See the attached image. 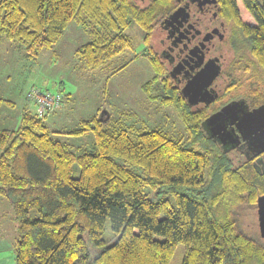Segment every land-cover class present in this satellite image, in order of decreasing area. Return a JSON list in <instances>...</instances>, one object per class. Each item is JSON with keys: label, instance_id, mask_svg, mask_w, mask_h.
<instances>
[{"label": "trees", "instance_id": "trees-1", "mask_svg": "<svg viewBox=\"0 0 264 264\" xmlns=\"http://www.w3.org/2000/svg\"><path fill=\"white\" fill-rule=\"evenodd\" d=\"M160 5L0 0V39L20 43L31 60L75 22L90 40L74 54L86 68L102 67L132 48L125 30L136 24L152 70L142 91L173 108L184 125V135L105 129L96 114L73 129L53 131L46 117L25 111L18 128L0 129V196L11 205L18 234L15 264H169L179 243L181 264H264L263 240L244 234L236 220L264 193V173L239 164L202 126L238 92L254 91L256 83L264 92V0H222L232 56L227 75H220L223 95L200 110L187 103L152 47V17ZM3 104L12 102L0 97ZM53 133H92L94 148L75 153Z\"/></svg>", "mask_w": 264, "mask_h": 264}, {"label": "rangeland", "instance_id": "rangeland-1", "mask_svg": "<svg viewBox=\"0 0 264 264\" xmlns=\"http://www.w3.org/2000/svg\"><path fill=\"white\" fill-rule=\"evenodd\" d=\"M155 32L152 36L153 46H156ZM125 33L132 40V48L95 69L83 66L74 54L78 47L90 40L89 35L75 22L69 23L52 49L41 51L33 60L26 57L20 43L1 41L0 96L11 101L12 105H1L0 129L19 127L20 116L27 109V104H30L26 98L27 92L31 88H39L69 95L67 101L64 98L62 107L46 117V122L53 131L73 129L81 119H88L96 114L99 116L102 110H106L108 119L103 122L105 129L144 131L160 128L173 135H184V125L177 112L171 107L150 101L142 91L141 84L150 78L152 70L146 55L142 54L141 29L132 23ZM135 55L138 56L134 58ZM120 66L123 68L114 73ZM218 82L222 85L223 76L219 77ZM5 113L10 115V120L3 118ZM52 136L66 142L75 153L94 148L92 133L82 136L53 133ZM117 161L121 159L117 158ZM135 171L139 172L137 169ZM72 175H79L78 165L73 166ZM236 220L244 234L259 239L256 205L247 206L242 213H237ZM105 232H110L109 221L105 225ZM83 237L86 239V234ZM17 239L11 205L6 198L0 196V264H15ZM89 251L91 258L94 251L90 245ZM183 251L184 245L179 243L169 264H181Z\"/></svg>", "mask_w": 264, "mask_h": 264}, {"label": "flooded vegetation", "instance_id": "flooded-vegetation-1", "mask_svg": "<svg viewBox=\"0 0 264 264\" xmlns=\"http://www.w3.org/2000/svg\"><path fill=\"white\" fill-rule=\"evenodd\" d=\"M135 1L140 5L147 4L150 1L161 3L160 8L156 9L152 17L156 31L154 40L156 46L152 45V47L165 63L169 75L174 84L180 87V90L204 66L207 60L215 57L219 58L220 73L209 86L215 96L214 99L207 104L198 101L190 105L196 110L209 108L224 93L218 79L224 73L227 75L232 56V50L228 42V26L221 10L222 0ZM179 8H184L185 11L175 13ZM224 77L226 79V76ZM238 86L240 87V85ZM258 87L256 83L254 91L238 92V97L229 98L228 101L221 103L217 109L208 113L207 116L233 100H243L248 110L260 106L264 103V92L256 91ZM231 118H233L232 122ZM240 118L241 112L239 111L227 117V128L232 131V140L215 126L206 125L204 130L208 136L218 143L223 151L230 153L239 164L248 163L261 175L264 173V142L261 144L253 139L254 134L247 135L242 131L236 124ZM210 131H212L213 137Z\"/></svg>", "mask_w": 264, "mask_h": 264}, {"label": "water", "instance_id": "water-1", "mask_svg": "<svg viewBox=\"0 0 264 264\" xmlns=\"http://www.w3.org/2000/svg\"><path fill=\"white\" fill-rule=\"evenodd\" d=\"M184 11V8H179L175 13ZM220 69L221 65L219 63V58H211L183 85L181 93L183 97L186 98L189 105L195 104L198 101L207 104L214 99L215 96L212 94L209 86L219 75ZM236 111L241 112V118L239 122L236 123L237 126L247 135L254 134L253 139L262 144L264 142V103L252 110H248L243 100L230 101L219 110L207 116L203 120L202 126L203 128L206 125L215 126L220 129L226 137L232 140V131L227 128V117L232 116ZM104 114L105 117L103 118ZM98 117L104 122L108 119L107 111L102 110ZM230 120L232 122L233 118ZM210 132L213 137L212 131ZM256 213L259 235L264 242V193L258 195L256 198Z\"/></svg>", "mask_w": 264, "mask_h": 264}, {"label": "built area", "instance_id": "built-area-1", "mask_svg": "<svg viewBox=\"0 0 264 264\" xmlns=\"http://www.w3.org/2000/svg\"><path fill=\"white\" fill-rule=\"evenodd\" d=\"M26 98L34 104L35 114L40 118L47 117L61 107L64 101V96L60 91L50 92L39 88H31L27 92Z\"/></svg>", "mask_w": 264, "mask_h": 264}, {"label": "crops", "instance_id": "crops-1", "mask_svg": "<svg viewBox=\"0 0 264 264\" xmlns=\"http://www.w3.org/2000/svg\"><path fill=\"white\" fill-rule=\"evenodd\" d=\"M1 41H4V40H2V39H0V43H3V42H1ZM64 93V92H63ZM1 97V96H0ZM64 98H65V100L67 101L68 100V98H69V95H68V93H64ZM31 104V105H30ZM30 104H27V106H26V108L27 109H25V108H23V109H25V110H23V112H22V114L25 112V111H30V112H32V113H35V106H34V104L32 103V102H30ZM66 105V103L64 104V106ZM31 106V107H30ZM62 107V106H61ZM54 112H56V110L54 111ZM54 112H52V113H50V115L51 114H53ZM21 114V115H22ZM49 116V115H48ZM47 116V117H48ZM9 117H10V115L8 114V113H5V115H4V119H6V120H10L9 119ZM20 118H21V116H20ZM47 120V119H46ZM4 127H7V126H4ZM3 129V128H2ZM9 129H11V128H9ZM61 134H64V133H61Z\"/></svg>", "mask_w": 264, "mask_h": 264}]
</instances>
